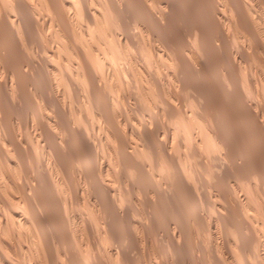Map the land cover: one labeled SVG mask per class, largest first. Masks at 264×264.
I'll use <instances>...</instances> for the list:
<instances>
[{
  "label": "bare ground",
  "instance_id": "obj_1",
  "mask_svg": "<svg viewBox=\"0 0 264 264\" xmlns=\"http://www.w3.org/2000/svg\"><path fill=\"white\" fill-rule=\"evenodd\" d=\"M115 1L116 0H102V1L101 0H95V1L94 0H0V116L2 115L1 116L2 118H0V206L2 207V211H3V214L0 215V229H1L0 230V250H2V251H0V264H24L25 261L28 260V259H26L27 253L28 254L29 253H32V249L35 250L36 255H37V257L34 259L35 260V262H34L35 264H130V262L133 263V261H130V259L128 258V256H126V251L123 248L125 243L123 241H121L122 239L120 240V237H118V235H116L114 231L113 232L111 231V227H112L111 225H114L115 224L114 222L116 221L115 220L114 222H112L115 219V218H113L114 217V214L116 212H118L116 210V208H118V210L121 211L122 208H123V204H124V194L122 193L123 192V189H122L123 187L121 188V185L118 182V181L124 180V179H121L120 180V178H121L120 176H122V175H120V173H121L120 169L121 170H123V169L120 168L119 171L117 169H114L115 171L113 170V174H112V167L111 166L113 165V167L115 166V168H116V166L120 167V164H122V163L124 164L125 161L128 158H130L131 155H133V152H137V153H140L142 155L145 154V149L148 148V141L149 140H147L146 137L143 136V133H145V134L147 133L148 134V131H151V129H152V126H151V125H153L152 123L155 122V124H157V120L152 121V118L149 117V118H146V120L144 119L145 120L144 122L143 121H139L138 122L137 120L134 119V117L132 118V116L131 117L129 116L128 118L126 117L124 119L122 117L123 114L121 116L119 114V112H118L119 105L120 104H123L122 102L120 103L118 101L120 98L117 99L118 96L116 97V93L117 92H118V95H119V85H118V83L121 84V82H122L121 80L123 78L121 79V76L120 75L124 74V70H125V74L124 75L126 77L130 75L131 76V78H130L131 81L134 80V79L136 81H138L139 79L140 80L143 79L146 82V80H147L148 83H149V85H150L149 89L151 91L150 94H152L151 95V98H152V101H154V104H155L154 108L155 109H160L161 113L158 112V114H161V115H165L166 114L167 115V105L170 106V104H174V102L172 103V101H175V100H172L173 98H169V100L167 101V98H168L167 95L170 94V93L167 94V84H166V82H164L163 77L160 75V73H159L160 71H158L159 68H158L157 72H156L155 69H154L155 71L153 70V72H152V70L150 69L151 68L150 66L153 64V62L150 61V60L152 59L151 57H153V55L156 54L157 57L156 58L153 57V59L154 58H155V60L157 58H158V60L161 59L160 61H162L163 65H165V64H167L166 63L167 62V58H169V59H174V58H170V56H172L173 54L172 55L171 54L169 55L170 52L167 54V52H166L165 49H163V51H161L159 48H156L158 50L155 51V49L150 46L151 43L148 42L147 44H145V46H147V45L149 46V49H150L149 57H148V59L145 58V61H143V62H145V64H143L142 61H140V63H142L145 66L141 65V67H139L140 65L139 66H137V65H138V62H139V59L140 58L138 59L137 56L135 58V56H133L134 54L130 53L131 51H130V47L129 46L131 45V42H129L130 43L129 44L128 43V39L129 38L128 37H125L124 39H122V38L117 39L118 45L120 46V50H121V54L119 55V61L118 62L120 64V60H122V59L125 60L126 59L127 60L126 61V64H128V65L125 68H123V65L124 64L122 65V67L115 66V63L116 64L118 63L117 60H115V57H116V56H114L115 55L114 54L115 52L112 53V51L110 50V48L107 47V44L106 43H102V40H103L102 37H104L105 39L108 38V37H110V38H114L115 37V35L113 34V31L110 29L111 27L109 28V26H108L109 19L107 17V15L110 14V13L107 12V10H109V6H110L109 3H111V5L113 3H116V2L119 3V1H116V2ZM129 1H131V0H129ZM129 1H128V3H129ZM137 1L144 3L145 4V9L148 12H150V13L152 12L153 14H154V10L156 9V5H157V10L160 9V11L163 12V11H166L167 10L168 4H169L167 0H137ZM121 2H122V0H121ZM125 3H124V5H125ZM128 3H126V4H128ZM172 3H174V2H172ZM144 4H141V5H144ZM119 6H121V5H118V7L116 5L115 7H117V9H118ZM138 6H139V4H138ZM217 6H218V9H217L218 11L216 10L215 13L218 14L217 18L220 21L219 22L220 23L219 25H222L221 26L222 27L221 29H223V31L220 32V33H223L225 35L227 34L229 36V31H230V29H232L231 27H233V29H232L233 30V33H235L234 31H236V33H241V34L243 33L244 36L247 33V35H249L248 38L250 39V42H253L254 44H256L257 47H259V49H261V50L263 49L264 50V0H219ZM128 7H129V5H128ZM111 8H113L111 10L113 11V13H115L114 10H116V9H114V7H111ZM180 8H181V6H180ZM123 9H124V6H123ZM112 11H110V12H112ZM119 11H117V12H119ZM147 11L145 12V14L148 13ZM201 11H202V9H201ZM122 16H124V15H122ZM171 16H169V17H171ZM166 17H167V15H166ZM166 17H164V18H166ZM169 17H168V20L169 19L171 20V18H169ZM117 18L119 20H121L119 17H117ZM125 18H126V16H125ZM113 19H116V18L113 17ZM112 20L110 18V21H112ZM156 20H157V18H156ZM173 20H175V19H173ZM177 20H179V19H177ZM29 22H31V24H33L32 30L35 27L36 30L38 29L41 32V34H43V35L46 34V41H47V39L49 41V42L47 41L44 44V46H47L48 47V49L44 52L45 54L42 55L41 52H38V53H41V56H40L41 58H39V56L37 55L38 58H39V64H41L40 65L41 66V69L43 67L42 73L44 72L43 74L46 75V77H44V75H43V77L44 78H47V80H45V79L44 80L45 81H49L47 83H50V84H47L46 85L47 88L50 86L51 89H53V90L55 89L56 90L57 87H59V85L61 83L62 84L65 83L67 86L69 84L70 86H72L76 90L77 89H81L82 91L85 90V92H86V95L85 96H87V101L86 102H88L87 106L89 105V107L92 108V109H90L88 107L89 108V111L90 110L93 111V109H94L97 112V115L95 116V118L97 117V119L99 120V130L100 131H99V134L97 133V135H94V134H91L90 133L91 131H89L90 129L88 128L90 124H88V125L83 124V126H79V127L77 126L78 129H80V131L83 132L84 134H87L88 139H91L93 141V143H94V151L91 152L89 150L90 151V152L88 151L89 154L92 155V153H93V156L95 155V157H97V158H93L94 160L95 159H99V161H98L99 164H97L98 167H99V168L97 167L98 170L96 169L97 171L95 172V170L93 169V172L92 173L90 172L91 175L89 174L90 176L88 175V173H86L88 175V177H87L88 180L86 181L87 183H85V185L87 184L86 185L87 186V188H86L87 196L81 190L82 195L84 193L86 197H89L87 199H89L88 200L89 201L88 204H89V206H91L90 208H92L91 209V211H92L91 212L92 213L91 214L92 215V218L91 219L90 218H82L83 215L81 216V214H76L74 212L73 208H72V204L74 205V203L72 202V204H71V201L67 200L68 199L67 197H65L64 202H62L63 200L61 201V199H58L62 203L65 204L64 207H65V211H66V215L64 216V218L61 219V215L60 216L58 215L59 216L58 219H61V221L59 220V225L61 226V228L63 230L62 231L60 229L59 232H62V233H59V234L58 233L55 234L54 232L53 233L49 232V230L52 231L51 229H54V228H57V227L50 228V225L45 224V222L47 221V218L43 217L42 209H44V208L47 209L50 206L48 207V204L47 203L45 204V202H44L45 200L44 201L42 200L44 202L42 204L40 203V201H39V204L38 205H37V203H35V198H36V195L35 194L41 192L43 189H41L39 192L35 193V191H37V188L39 186L36 187L35 186V183L33 185V184H31L29 182V180L30 181L31 180L32 181H35V180L33 179V175H29V173H28L29 170L26 169V164H27L26 162L27 161L26 162L24 161V156H23L24 155V152H23V149L26 147V144H27L26 139H27V137H29V140H28V141H30L29 143L30 144L32 143L30 145V147L33 148L35 146L37 148L38 146H41V148L43 150L47 149V151H48V153L50 155L49 157L51 158V161L53 163V164L52 163L51 164L53 166H56L55 169H57L58 175H61L60 176L61 178L56 177L55 173L52 171L53 169H51L52 165H51V167H49V165H48L49 163L48 164L47 163L45 164L46 167H47V168L44 167L47 170V171L46 170L45 171L47 173H49V176L51 177L50 179L52 180V184H53L52 188H53V191L55 189L58 190V191H60V190H62V188H65V186H67V183L71 181V179L74 177V175H76V174H73V175H71L73 177L70 178V173L68 171V166L66 167L63 164V162H65L66 160H63V162H62V160L60 158L61 157V154H59L60 149L63 148V146L65 145V143L63 142L65 140L63 138L67 137V136H65V137H62L61 138V135L63 136L64 133H66V132L68 133L69 131H67V130L70 127V126H68V128H66L64 126V125H66L68 123V122H66V124H65L64 121L66 120V118H63L64 116L62 117V114L65 111H62L61 110V111L58 112L57 107H58V104H60L58 102L60 98L55 99V97H54L53 100L51 99L52 100L51 101L49 99V97H48V99L51 102L52 107L55 109V112L59 113V116H58L59 118L58 117H57L58 119L57 118L56 119L54 118V121H52V119H51L52 118V114H50L48 112V110H46V108H44V107L41 108L40 107V104H39L40 111L41 112L47 111L48 113H46V112L44 113L43 112L44 114H42V116L39 118L38 122H37V119H36L35 123L36 122L37 123L35 125H36V131L37 132L35 133V131H34L35 129L33 130L34 132L32 130L31 131L28 130L30 132H27L29 136H27L26 139H24L21 136V134L18 133L20 131H19V129H16V126L14 125L16 123H13V122L11 123L9 119L7 120V115L9 113L7 112L6 106L8 104H10V102H12L11 104H14V102L16 101L15 99H18L19 100L23 96V95H21L22 94L21 91L23 92L22 89H25L24 87L27 84V83L25 84V80L26 79L23 80V77L25 75H27V74L29 76V75H31V73H34L35 70L37 69V67L39 66L38 63H37L38 65L36 64V62H38V61H35V59L32 58L33 55L31 57L28 56V59L29 58L30 59L28 61H26L28 63V66H27L25 63H21V61H20V63H17V64L15 63V64L12 65L9 62V60H8L9 58H7V55L8 54L7 55L5 54V52H7V47L9 48L8 45L10 44L9 43V40H8L9 38L7 36H9V34H11V33H12L11 36H15L14 38L16 40H14V41H17V43L19 45V47L17 49H19V50L22 49V50H24L27 53L30 51L29 48H32V45H29L28 38H30V35H31L30 33L32 31H31V28H29ZM190 22L191 23L192 22L194 23V21H190ZM188 25H189V22H188ZM153 28H156V27H153ZM159 28H161V27H159ZM210 31H211V29H210ZM133 32H134V30H133ZM159 32H157V33H159ZM34 33H36V32H34ZM140 34H143V32H141ZM36 35L38 36V34H36ZM168 35H169V33H168ZM173 35H175V33ZM204 35H206V34H204ZM34 36H35V34L33 35V40H34L33 42L36 44V40H35L36 39V36H35V38H34ZM146 36H148V35H146ZM160 36H162V34ZM182 36H184V35H182ZM193 36H194V34H193ZM129 37H131V36H129ZM222 37L224 38V36H222ZM42 38L43 37L41 36V40H38V42L39 41H43ZM164 38H166V37L164 36ZM164 38H163V40H164ZM174 39H176V38H174ZM229 39L227 41H229ZM225 41H226V39H225ZM34 43H32V41H31V44H34ZM40 43L42 44L43 42H40ZM40 43H38V44L41 45ZM38 44H36V45H38ZM50 44H51V46H50ZM252 44H251V46H252ZM11 46H13V45H11ZM40 47H39V49H40ZM192 48H193V46H192ZM11 49H13V48H11ZM32 49H34V48H32ZM39 49H37V50L39 51ZM172 49H174V48L172 47ZM184 49H181V51H183ZM33 51L34 50H31L32 53H33ZM41 51L43 52V49L42 48H41ZM172 51H171V53H172ZM191 51H192V49H191ZM154 52H155V54H152ZM233 52H234V50H233ZM173 53H174V51H173ZM19 54H20V52H19ZM63 54H67V55L70 54L69 56L73 55L71 57H76L75 58L77 60L76 61V64H77V67L76 68L78 70L77 73H73L75 71L70 70L68 68V67H70L72 65L68 64V62L65 63V60L63 61V59L61 58V55H63ZM182 54L180 53V56H177L178 59L182 56ZM190 54L193 55L192 58L194 60L195 59L198 60L201 57V54L202 53L200 51H197L195 49V50H193V52H190ZM245 54H246V51L243 48L236 50V52L234 53V56H235L234 57V60L239 65V69L242 70L241 72L244 75L243 76V84H242L243 86L240 87L241 86L240 85L239 88H237L238 90L236 89L238 91V96H239V97H236V98H237V100L242 101L243 104H246L247 105V113L245 112L246 115L242 114V117H240L237 122L234 121L235 120L234 119L235 117H233L234 120L232 118L228 117V118H230L232 120L230 122L229 119H228L227 124H225V125H227L226 126V129L227 130L226 129L225 130L226 131H229V133H231L232 131L230 132V130L231 129L234 130V127L236 125L237 128H239L238 126H240V129L241 130L244 129L243 132H245L248 129L249 123H250V121H249V115H250V117H252V119L254 118V120H256V123H257L256 124V127H254V125H253V129L256 128V134H255L256 136L254 135L255 132L253 133L251 131L252 127H250L251 129L249 128V130H250V132H249L250 133V136H253L254 135L252 141H253L254 147H255V148H253L252 145H250L251 146V149H254V150L251 151V154L249 156H252L253 155V157H256V159H257V161L255 162V164L253 166V169H249L252 166L249 167V164H250L251 160L248 161L252 157L251 158H247L245 152L244 153H241L243 151L240 149V147L234 148L233 147V143H232V145H230L231 144L230 143L231 142L230 141L231 138L228 135H226L228 132H226V134H224V132L223 133L222 132H219L221 130L220 129L219 131L216 130L215 133H214V135H210V133L208 132L209 129L207 130L206 126L205 125H202V123L200 122V120L198 119V117H196L197 115L195 113H198L197 112V109L194 107V109L196 110V112H194L193 110L192 111L191 110H186V109L184 110L183 108L186 107V105H183L184 106L183 108H181L182 107V105H181V107H179V108L183 109L184 111H182L183 114L180 115V116H181L182 119H185V131H184V133L187 134V137H186V140L183 139V140L180 141L178 139L179 142H177V144H175L176 145V152H177L176 156L179 154L178 161L174 157L173 153H171V151H168L170 149L172 150V148H169V144L167 143V135L165 137V140H163V138H161L160 136L159 137L161 138L160 141L161 140L164 141V145L161 146V147H163V149H162L163 158L167 161V152H168L169 155H170L169 156V159H170L169 162L171 164V165L169 164L170 165L169 167L174 172V175L173 174L172 175L173 176H176L180 180V182H183V185L181 184L180 185V188H179V186H177V187H174L173 186V187H168V188L166 187V188L161 189V187L163 186L162 185L158 189V187L157 188L155 187L156 185L154 187L151 186V185H149L147 187V185L145 184L146 187L144 186L142 188V190H141V193H142V195H143V197L145 199V201H144V199H143V201H144V203H145V205L147 207L150 206L152 203L154 204V202L156 201V199L157 200L162 199L163 197L162 198H160V197L164 193H165V195H169V196H172V197H175L176 195L180 196V194L183 195V197H181V198H184L185 201H186V204L184 205L185 206L184 210L185 211L187 210L188 213L190 212L191 209L193 210L192 212L189 213V216H188L189 219H190V221H192L194 223V225L197 226V229L198 230L199 229H202V231L204 232V234L202 236L199 235V236L195 237V244H196L195 245L196 246L195 248L197 249V252H196L197 253L196 254L197 256H196V258H194V260L196 259L197 264H200V263L202 264L203 262H205V263L208 262V264H264V100H262V97L264 96V94L262 93V95H261L262 97L260 96L261 97L260 98L256 94L257 91L255 92V90H256L255 89L256 88V84H255L256 83V79H255V76L252 73H250L251 70L246 71V67H245L246 66L245 65V57H244ZM249 54H250V52H249ZM10 55H12V54H10ZM188 55L189 54H187L185 57H187ZM18 56L19 55H17V57ZM65 56L63 58H65ZM231 57L232 56H230V58ZM255 57L257 58V56H255ZM23 58H21V59H23ZM38 58H36V59H38ZM247 58H249V57H247ZM14 59H17V58H14ZM175 59H176V57H175ZM181 59H182L181 62L183 63V57L180 58V60ZM25 60H27V59H25ZM109 60L113 61L114 64L113 65H110ZM180 60H178V61H180ZM261 60H262V58H261ZM261 60H259V61L261 62ZM178 61H177V59L175 60V66H174L173 63L170 62L176 68V69H174V67L171 65L173 67V70H176L177 71V70L180 69L179 67H181L180 65L182 63L180 64V62H179V64H180L179 65L178 64ZM195 62H197V61H195ZM96 63L101 66L102 74L105 75L104 77H106V79H104V80H107L108 79L107 80V83L104 82L105 83L104 85H105V87H107L109 89V93L107 92V89L105 87H104V89L102 88L103 87L102 86L103 84H101V82H102L101 81V77H99V75L97 74L98 72H97V69H96V66H95ZM162 63L160 65L159 64H156V66L159 65L161 67L162 66ZM154 64H155V62H154ZM107 65H109V66H107ZM74 66H76V65L74 64ZM261 67H263V66H261ZM261 67H260V69H261ZM73 69H75V67ZM166 69H167V67H166ZM181 70H183V69H181ZM176 71H174V74L176 73ZM197 73H199V72H197ZM176 75H177V73H176ZM178 75L180 76V74H178ZM255 75H256V73H255ZM113 76H114V78L115 77H118V79L115 78V80H117L116 83H114V81H113L114 80L113 79ZM137 76H138L139 79L137 78ZM166 76H167V74H166ZM172 76H174V75L172 74ZM202 76L204 77L205 74L202 75ZM110 77L112 78L111 80H110ZM132 77L134 79H132ZM198 78H200V77L198 76ZM174 80H176V79H174ZM27 81H28V78H27ZM136 81H134V82H136ZM178 81H179V79H178ZM225 81H226V79H225ZM145 82L143 81V84ZM43 84H45V83H43ZM81 84H83V85H81ZM137 84H138V82H137ZM133 85H135V84H133ZM31 86H33L32 88H34L35 87V83H34V85H31ZM228 86H231L230 83H229ZM61 87L62 86L60 85L59 88H61ZM141 87H143V86H141ZM29 88H31V87H29ZM210 88H208V89H210ZM235 88L236 87H234V89ZM51 89H49V90H51ZM99 89H102L103 91L105 90L107 93L106 92L101 93V92H99ZM227 89H228V87H227ZM27 90H29V89H27ZM36 90H34V91H36ZM62 90H64V89H62ZM258 91H260V90H258ZM25 92H26V89H25ZM25 92H23V93H25ZM37 92H38V90H37ZM37 92L35 93V95L37 94ZM50 92L48 91L46 94H48ZM72 92H73V90H72ZM85 92H83V94ZM148 92H149V90H148ZM263 92H264V90H263ZM29 93L31 94V92H29ZM29 93H27L26 96H28ZM56 93H57V91H56ZM60 93H63V91L60 92ZM74 93L75 92H73V94ZM228 93H230V91ZM234 93H237V92H234ZM53 94H55V93H53ZM66 94L67 93H65V95ZM77 94H78V91H77ZM96 94H98V96H96ZM127 94H128V92H127ZM173 94H174V92H173ZM221 94H222V92H221ZM56 95H58V93ZM136 95H140V94H136ZM36 96H38V95H36ZM43 96L45 98V95L44 94H43ZM52 96L53 95H51L50 98H52ZM31 97H33V96H31ZM99 97H101L103 103L101 101L99 102V100H97V99H99ZM147 97L149 98V96H147ZM56 98H57V96H56ZM73 98H74V96H73ZM75 98H76V96H75ZM187 98H188V96H187ZM229 98H231V97H229ZM22 99L23 100H21V101H23L25 103L27 102V101H24L25 99L27 100V97L25 99L24 98H22ZM54 99H55V101H54ZM78 99L81 101L83 98L82 99L78 98ZM216 99H218V98H216ZM219 99H221V98H219ZM35 100H33V101H35ZM45 100H47V99H45ZM63 100L64 99H62V101ZM170 100H172V101H170ZM177 100H178V98H177ZM29 101H31V100L29 99ZM29 101H28V103H29ZM121 101H123V100H121ZM142 101H143V99H142ZM228 101H230V99ZM18 102H20V101H18ZM50 102H48V103H50ZM155 102H157L159 105H157ZM35 103H36V101H35ZM65 103H66V100H65ZM229 103H231V102H229ZM30 104H33L34 105L33 102H31ZM125 104H126V102H125ZM232 104L233 103H231V106H228V107H227V104H226V106H224V107H227L229 109V110L228 109L226 110V108H224V111L225 110L227 111L226 114H229V113L232 114V112L235 111V106H234V104L233 105ZM243 104H242V106H243ZM21 105H23V103ZM51 105H49V106H51ZM60 105L62 107L63 104L61 103ZM44 106H45V104H44ZM67 106H68V104H67ZM84 107H86V104H85ZM130 107H132V106H130ZM74 108L71 107V109H74ZM174 108H176V107H174ZM189 108L192 109L191 108V105L189 106ZM237 108L238 107H236V109ZM15 109H17V107ZM20 109L18 108V111ZM25 109H28V108H25ZM43 109H45V110H43ZM62 109L67 111V109H65L64 107H62ZM221 109H222V107H221ZM221 109L220 110L218 109L217 111H219V112L223 111ZM240 109H241V107H240ZM244 109H245V107H244ZM32 110H34V109H32ZM75 111L78 112L77 109ZM125 111L126 110H124V112ZM32 112H34V111H32ZM52 112H54L53 109H52ZM61 112H63V113L60 114ZM124 112H122V113H124ZM175 112H176V110H175ZM199 112H200V110H199ZM235 112H236L237 115H239L240 110H236ZM16 113H17V110H16ZM22 113H23V111H22ZM79 113H80V110H79ZM82 113H83V110H82ZM93 113H94V111H93ZM156 113L154 112V114H156ZM20 114L21 113H19L17 116H19ZM32 114L34 115V113H31V115ZM224 114L225 113L222 114V118H224L223 117ZM24 115L26 116L28 114H24ZM29 115H28V117H30ZM54 115H55V113H54ZM66 115H67V112H66ZM71 115L72 114L70 113V116L69 117H71ZM81 115H84V114H81ZM86 115H88V114L86 113ZM237 115L234 114V116H237ZM25 116H23V117L20 116V117L23 119ZM157 116H159V115H157ZM202 116L203 115H201L199 117H202ZM14 117H16V116H14ZM20 117H19V119H20ZM53 117H55V116H53ZM209 117H212V116H209ZM214 117H217L216 116V113H215V116ZM214 117H212V118L214 119ZM225 117H226V115H225ZM71 118H73V117H71ZM83 118L84 117H82V119ZM78 119H79V117H78ZM86 119H88V117ZM236 119H237V117H236ZM70 120H72V119H70ZM218 120H219V118H218ZM254 120L252 122H254ZM6 121H8V122H6ZM18 121L20 122V120H18ZM30 121H29V123H30ZM215 121H217V120H215ZM70 122H72V121H70ZM160 122H162V121H160ZM23 123H25V122H23ZM27 123L28 122L26 120V124ZM86 123H88V122H86ZM91 123H94V122H91ZM203 123L206 124V122H203ZM214 123H216V122H214ZM32 124H31L30 127L33 129ZM218 124L220 125L219 122H218ZM252 124L250 123L251 126H252ZM21 125H20V127H21ZM73 125H75L74 122H73ZM30 127H27V128H30ZM71 127H73V126H71ZM96 127H97V125H96ZM207 127H209V126H207ZM211 127H215V125L213 124V126H212V123H211ZM22 129H20V130H22ZM70 129H72V128H70ZM215 129L216 128H214V130ZM74 130L75 129H73L71 131H74ZM92 130H94L93 127H92ZM71 131H70V134L72 133ZM195 131L198 132V134L195 133V135L197 134V136H193V132H195ZM101 132H103V133H101ZM151 132H153V131H151ZM251 132L253 133V135H251L252 134ZM163 134H164V132H163ZM166 134H167V132H166ZM22 135H23V133H22ZM64 135H67V134H64ZM242 135H245V134L243 133ZM182 136H183V134H182ZM245 136H247V134ZM245 136H244V138L246 139ZM79 138H81V137H79ZM183 138H184V136H183ZM60 139H62L63 141H61ZM75 139H76V137H75ZM88 139L87 140L85 139V140L88 141ZM250 139H251V137H248V140L249 141H250ZM80 140H81L80 143L83 144L84 140L83 141H82V139H80ZM34 141H36V144L38 146L34 143ZM71 141H72V139H71ZM246 142L249 143L247 140H246ZM190 143H192L194 145V146L192 145L193 146L192 149L195 151L194 152L195 156L193 154L191 156H192V158H195V160H196V156H199L198 158H200V154H201L200 151H205L207 154L213 152V155H214L213 158L215 159V160H213V162L214 161L217 162V168H215L216 166L213 167V168L216 169V173L215 174L213 173V175L215 177H218V179H220V178L223 179V176L225 175V173H228L229 172L228 173L229 175H227V180L226 181L221 179L218 182H216V184H214L212 182L213 183L212 184V187L210 186L211 187V191H209V192L204 191L206 189V187H205V189L203 187V183L202 182H203L204 179H201V177H203V176H201L200 173H199V171H198V167H197V163H196L197 161L194 164L195 166L193 165L194 168H192V164H190L191 166H189V164H186L185 162H183V159H185V158L182 156V151L181 150H182V148L183 149L184 148H187V146L190 145ZM82 144L79 147H81ZM86 144L84 142L83 145H86ZM237 145H238V143H237ZM240 145H241V143H240ZM89 146L87 145V147H89ZM151 146H149V147L151 148ZM157 146H159V145H157ZM171 146H173V145L171 144ZM66 147H68V146H66ZM71 147H73V146H71ZM87 147L84 148V149H87L88 150ZM203 147H205V148H203ZM38 148H40V147H38ZM76 148H77V146H76ZM241 148H244L245 149V146L243 145V147H241ZM42 149H40V150H42ZM81 149H83V148L81 147ZM239 149L241 150V152H239ZM247 149H249V148H246L245 150L247 151ZM251 149H249V151ZM63 150H64V148H63ZM87 150H86L85 154H84V151L85 150L82 151V153L84 154V157H85V155L88 154ZM31 151H33V150L31 149ZM61 151H62V149H61ZM78 151H79V149H78ZM146 151H147V149H146ZM249 151H247V155L249 154L248 153ZM191 152H193V151L191 150ZM27 153H28V151L26 152V157H28ZM44 153H46V152L44 151ZM79 153H80V151H79ZM151 154H149V155L147 154L148 155L147 158H149L148 165L150 167H155L156 166L155 165V161H153L152 157L150 156ZM31 155H33V154H31ZM39 155H40V153H39ZM105 155H108L110 157V161H111L110 163L108 162L109 164H107V165L104 164V156ZM201 155H203V154H201ZM93 156H91L90 158H92ZM40 157H41V155L38 157V159ZM84 157L81 160H82V162L85 161V164H86V160L84 159ZM87 157H89V155ZM131 157H134V156H131ZM34 158H36V157L34 156ZM70 158H68V159L70 161H72L73 158H72V160ZM188 158H190V157H188ZM198 158H197V160H199ZM28 159H30V158H28ZM38 159H36V160H38ZM74 159H76V158H74ZM51 161H49V162H51ZM89 161H90V159H89ZM89 161L87 162V166H84L83 167V170L84 171H87L88 170V168H87L88 167V164H89V167H92V166H90V163L92 164L93 162H91V161L89 162ZM128 161H131L132 162V160H130V159ZM95 162H96V160H95ZM95 162H94V164H95ZM188 162L189 161H187V163ZM215 162H214V164H215ZM68 163H69V161H68ZM133 163H136V162L133 161ZM65 164H67V163H65ZM128 164H131V163L128 162ZM137 164H138V162H137ZM14 165H18V166L21 165V167H22V169H23L22 170L23 171V177H24V182L23 183L22 182H16L14 180V177L12 178V175L13 174L11 175V169H12V167H14ZM38 165H39V163H38ZM71 165L72 164H70L69 166H71ZM74 165H76V164H74ZM74 165H73V167H74ZM132 165H134V164H132ZM251 165H252V162H251ZM4 166H6L7 168L4 167ZM30 166H31V168L33 167V165H30ZM35 166H37V165H35ZM39 166H37V167H39ZM42 166L43 165H41V167ZM78 166H80V165L78 164ZM138 166H139V164H138ZM167 166L168 165L161 166L159 168V171L162 172L164 169H168ZM21 167H20V169H21ZM4 168H6V169H4ZM28 168H30V167H28ZM34 168L36 169V167H33L32 170ZM155 168H157V167H155ZM38 169H36V171ZM89 169H90V171L92 170L91 168H89ZM134 169H135V167H134ZM32 170H30V173H31ZM69 170L71 171V169H69ZM136 170H138V169H136ZM17 171H19V167H18V170H16L15 172H17ZM22 171L20 170V172H22ZM40 171L41 170L39 169L38 173ZM42 171H43V169H42ZM139 171H141V169ZM34 172H35V170H34ZM132 172L134 173V170ZM38 173H35V174H38ZM142 173L144 174V172H142ZM153 173H154V171H153ZM159 173H157V174L159 175ZM222 173H224V175H221ZM112 175H115L116 176L117 181H116L115 178L114 179H115L116 182L119 183V185L118 184H116V185L114 184L115 182H114V179H113V176ZM82 176H84V175L82 174ZM108 177H110V178H108ZM161 177H162V175H161ZM18 178H20V176H18ZM38 178H39V176H38ZM41 178H43V177H41ZM106 178H107V180H106ZM43 179H45V178H43ZM84 180H86V179L84 178ZM139 180H140V178H139ZM39 181H41V180H39ZM79 181H81V180H79ZM161 181H162V179H161ZM216 181H217V179H216ZM35 182H37V181H35ZM43 182L44 181H42V183ZM72 182H70V183H72ZM122 182H124V181H122ZM162 182H164V180ZM151 183H152V181H151ZM158 183H159V181H158ZM75 184H78V183L75 182ZM80 184H82V183H80ZM80 184H78V185H80ZM43 185L44 184H42V186ZM45 185H47V184H45ZM45 185H44V187H46ZM73 186L75 187L76 185L73 184ZM41 187H39V189ZM70 187H72V185ZM78 187H77L76 190H78ZM68 188H69V184H68ZM70 189L71 188H69L68 190L70 191ZM72 190H71L70 193H72ZM53 191H50V192H53ZM66 191L67 190L65 189L64 192H66ZM74 191H75V189H74ZM43 192H46V190L43 191ZM204 192H207L209 194H206ZM54 193L56 194V192H54ZM43 195H44V193H43ZM57 195H56V198L59 197V195L58 196ZM65 195H66V193H65ZM65 195H63V196H65ZM67 196H68V193H67ZM48 197H49V195H48ZM71 197H72L71 199L69 198L70 200L73 199V196H71ZM16 198L18 200H16ZM42 198H44V197H42ZM48 199L50 200V197ZM53 199L57 202V200L55 198H53ZM49 200L46 201V202H49ZM76 200H77V198H76ZM187 201H188V203H187ZM21 203H23L24 205L22 206ZM52 203H53V201H52ZM60 203H58V204H60ZM77 203H78V201H77ZM51 205H53V204H51ZM79 205H80V203H79ZM109 206L112 209L111 208L110 209H107V208H109ZM55 207H57V206H55ZM64 207H62V208L64 209ZM131 207H133V206H131ZM161 207H162V205H161ZM191 207H194V209L191 208ZM166 208H167V206H166ZM198 208L201 209V211H205V213H208V212H206V210L209 211L210 212V215L209 214L206 215V214H204V212H202L203 214H199ZM48 210H50V208ZM53 211L55 212L56 210H53ZM59 211H60V209H59ZM135 211H137V210H135ZM49 212H52V210L49 211ZM49 212H47V213L49 214ZM47 213H45V214H47ZM57 213H58V210H57ZM63 213L64 212H61V214H63ZM51 214L53 215L54 213H51ZM121 214H122V212H121ZM154 215H155V213H154ZM156 215H158V214H156ZM167 215H168V213H167ZM110 217H112V218H110ZM48 218L50 219V217H48ZM127 219H128V217H127ZM52 220H54V219H52ZM188 220H187V222H188ZM51 221H49V223ZM116 222H120V221L117 220ZM161 224L162 223H160V225ZM45 225L49 226V227H46L49 230L45 228ZM132 226L133 227H136L133 222H132ZM188 226H190V225H188ZM114 229H117L116 225H115ZM191 229L192 228H190V230ZM57 230H59V229H57ZM133 230L136 231L137 229H133ZM172 230H173V233L171 234V236H169V237H171V239H170L171 240V244L169 242L168 243H169L170 248H171V250H170V254H171V257H172L171 260H172V263L175 264V261L179 258L178 255H177L178 258H176V254H178V251L180 252L182 249H184V248H182V246H183L182 245V240L184 242V239L186 238V235H187V230L185 229V226H181V225H178V224H177V226L175 225ZM118 231H120V230H118ZM206 231L209 232V233L208 232L207 233L211 237V242H208L205 239V233H206ZM123 232H125V231H123ZM121 234H123V233L121 232ZM129 234L132 235V237H135L137 239V241L140 240L139 234H141V240L142 241L141 240L140 241L142 242V244L145 247L147 246L146 249L148 250V253H150V251L152 250V245L153 244L151 245V240H152V239L150 240L151 234L148 231H147V234H146L145 228H142L140 230V233L139 232H136V233L135 232H130ZM133 235H135V236H133ZM146 235H147V238H146ZM89 236H92V237H96L97 236L100 239L101 245H102V250L103 251L101 252V249L99 250V248H98L97 253L96 254H93V256L91 255V256H87L85 258H82V255H81V257H77L75 254H73V251L74 250H72V246L75 245V244L78 245L83 237L85 239L86 238H90ZM97 237L95 239H97ZM132 237H131V240L134 239ZM95 239L93 240L94 242H95ZM126 239H128V238H126ZM186 239H188V238H186ZM160 240H162V239H160ZM87 241H89V239ZM132 241H134V240H132ZM136 243H135V245H136ZM184 243H186V241ZM139 245H141V244H139ZM87 246H88V248L90 247L91 250L94 248V247H92L93 245L92 244H89V243H88ZM165 246H166V244H165ZM97 247L98 246H96V248ZM73 248H75V246ZM178 248L180 250L177 251ZM11 252L12 253H18V254H20L19 257H21L20 258L21 260L19 261L16 258L13 261V259L15 258V256H13V254L11 255ZM82 252H83V250H82ZM155 252H156V250H155ZM172 252H173V254H172ZM75 253H77V252H75ZM83 253L85 254V250H84ZM180 254L181 253H179V256H181ZM11 256H13V257H11ZM31 256H32V254H30L28 257H31ZM186 257H189V256H186ZM34 260H32V261H34ZM182 260L184 261V258ZM178 261H179V263H178ZM26 262H29V261H26ZM146 263H147V261H146ZM177 263L178 264H181V261L178 259L177 260ZM184 263H186V262L184 261ZM194 263H195V261L192 264H194ZM25 264H27V263H25Z\"/></svg>",
  "mask_w": 264,
  "mask_h": 264
},
{
  "label": "rangeland",
  "instance_id": "obj_2",
  "mask_svg": "<svg viewBox=\"0 0 264 264\" xmlns=\"http://www.w3.org/2000/svg\"><path fill=\"white\" fill-rule=\"evenodd\" d=\"M95 1V0H94ZM102 1V0H101ZM116 1H119V3L118 2H116ZM115 2L116 3H113L112 5H111V3H109V10H107V12L108 13H110V14H108L107 15V17H108V19H109V24H108V26H109V28L113 31V34L115 35V37L114 38H110V37H108V38H104V37H102L103 38V40H102V43H106L107 44V47L108 48H110V50L112 51V53H114L115 55L114 56H116L115 57V60H117V62L119 61V55L121 54V50H120V46L118 45V41H117V39H120V38H122V39H124L125 37H128L129 39H128V43L129 42H131V45L129 46L130 47V53H132V54H134L133 56H135V58H136V56L138 57V59H139V62H138V65L137 66H139V67H141V65H143V64H145V62H143V61H145V58L146 59H148V57H149V53H150V49H149V46L147 45V46H145V44H147L148 42H150L151 44H150V46L152 47V48H154L155 49V51L156 50H158V49H156V48H159L161 51H163V49H165L166 50V52H167V54L169 53V55L171 54H173L172 56H170V58H174L175 59V57H176V59H177V61L178 60H180V58H182L183 57V63L181 62L182 61V59L180 60V61H178V64H179V62H180V66L181 67H179L180 69L179 70H173V67L175 66V60L174 59H169V58H167V64H165V65H163V63H162V61H160L161 59H159L158 60V58L155 60V58L157 57V55L155 54V52L154 53H152V54H155V55H153V57H155L154 59H153V57H151L150 59V61H152L153 62V64H154V62H155V64L153 65L152 63V65L150 66L151 68V70H152V72H153V70L155 69L156 70V72H157V70H158V68H159V70L158 71H160L159 73H160V75L163 77V79H164V82H166V84H167V94H169V95H167V101L169 100V98H173L172 100H175V101H172V100H170V101H172V103L174 102V104H170V106L169 105H167V115L165 114V115H161V114H158V112L159 113H161V111H160V109H155L154 108V106H155V104H154V101H152V98H151V95L152 94H150L151 93V91H150V89H149V87H150V85H149V83H148V81L146 80V82H145V80H143V79H139L138 78V76H137V78L139 79L138 81H136L133 77H132V79H134V80H132L131 81V76L129 75V76H125L124 74H125V70H124V74H122V75H120L121 76V84L120 83H118V85H119V95H118V92L116 93V97L118 96V98L117 99H119L118 101L121 103H123V104H120L119 105V107H118V112H119V114L122 116V114H123V118L125 119L126 117L128 118L129 116L131 117L132 116V118L134 117V119L135 120H137L138 122L139 121H145L146 120V118H152V121H155V120H157V124H155V122H153L152 124L153 125H151L152 126V129H151V131H153V132H151V131H148V134L146 133H143V136H145L146 137V139L147 140H149L148 141V148H146L147 149V151H146V149H145V154H140V153H137V152H133V155H131V156H134V157H131L130 156V158H128L126 161H125V163L122 165V164H120V167H118V166H116V168H115V166L113 167V165L111 166L112 167V174H113V170L114 169H117L118 171H119V169L120 168H122L123 170H121L120 169V171H121V173H120V175H122V176H120L121 178H120V180L121 179H124V180H122V181H124V182H122V181H118L119 183H120V185H121V188L123 189V194H124V204H123V208H122V210L120 211V210H118V208H116V210L118 211V212H116L115 214H114V217L113 218H115L112 222H114L115 220L117 221H120V222H114L115 224L114 225H111L112 227H111V231L113 232H115V234L116 235H118V237H120V240L121 241H123L125 244H124V249H125V251H126V256H128V258L130 259V261H133V263L132 262H130V264H171L172 263V260H171V254H170V250H171V248H170V245H169V243L171 244V237H169V236H171V234L173 233V228H174V226L176 225L177 226V224L178 225H181V226H185V229L187 230V235H186V238H188V239H184V242L186 241V243H184L183 242V240H182V248H184V249H182L180 252L178 251V250H180L179 248L177 249V251H178V254H176V258H178L180 261H181V264L183 263V264H192L194 261H195V263L194 264H197V262H196V259L194 260V258H196V252H197V249L195 248L196 246V244H195V237H197V236H199V235H203L204 234V232L202 231V229H197V226L196 225H194V223L192 222V221H190V219H189V213L190 212H192L193 210L191 209V208H193L194 209V207H191L190 209V212L188 213L187 212V210L185 211L184 210V208H185V204H186V201H185V199L184 198H181V197H183V195H181L180 194V196H178V195H174L175 197H172V196H169V195H165V193L164 194H162L161 195V197L160 198H162V199H159V200H157L156 199V201L154 202V204L152 203L150 206H146L145 205V203H144V201H145V199H144V197H143V195H142V193H141V190H142V188L145 186L146 187V185H147V187L149 186V185H151V186H155L156 188L158 187V189H159V187H161L162 185V187H161V189H163V188H168V187H177V186H179V188H180V185L182 184L183 185V182H180V180L176 177V176H173L174 175V172H173V170H171V168L169 167L171 164H170V159H169V153L167 152V161L163 158V153H162V149H163V147H161V146H163L164 145V141H160V139L161 138H163V140H165V137H166V135H167V143L169 144V148H172V150L170 149V150H168V151H171V153H173V155H174V157L176 158V160L178 161V159H179V154L176 156V154H177V152H176V145L175 144H177V142H179V140L181 141V140H183V139H185L186 140V137H187V134L186 133H184V131H185V119H182L181 118V116L180 115H182L183 114V112L182 111H184L185 109L186 110H193L194 112H196V110L194 109V107L197 109V112L198 113H195L197 116L196 117H198V119L200 120V122L202 123V125H205L206 126V128H207V130H208V132L210 133V135H214V133H215V131L217 130V131H219L220 129V131L219 132H224V134H226V132H228L226 135H228L230 138H231V144L230 145H232V143H233V147L234 148H237V147H240V149L243 151V152H241V150L239 149V152H241V153H244L245 152V154H246V157L247 158H251V159H249L248 161H250L251 160V162H252V165H251V162H250V164H249V167L250 166H252V167H250L249 169H253V166H254V164H255V162L257 161V159H256V157H253V155L252 156H249L250 154H251V151H253L254 149H251V146L250 145H252V147L253 148H255L254 147V143H253V141H252V139H253V136L256 134V128L255 129H253V125H254V127H256V120H254V118L252 119V117H250V115H249V121H250V123L252 124V126L250 125V123H249V127H248V129L245 131V132H243L244 131V129H240V126H238L239 128H237L236 127V125H235V127H234V130H230V132L231 133H229V131H226L227 129H226V126L227 125H225V124H227V122H228V119H229V121L231 122V120L233 119V117H235L233 120L234 121H238V119L240 118V117H242V114H244V115H246L245 114V112L247 113V105L246 104H243L242 103V101H240V100H237V98L236 97H239L238 96V89L237 88H239V86L240 87H242L243 85V73L241 72L242 70H240L239 69V65L237 64V62L234 60V53L236 52V50H238V49H241V48H243V49H245V51H246V54L244 55V57H245V67H246V71H248V70H251V72L250 73H252L254 76H255V79H256V90H255V92L257 91V95L260 97L261 95H262V93L264 94V92H263V90H264V50L262 51L261 49H259V47H257V45L256 44H254L253 42H250V39L248 38V36L249 35H247V33H246V35L244 36V34L242 35L241 33H236V31H234L235 33H233V27H231L232 29H230V31H229V36L227 35H225V34H223V33H220V32H222L223 31V29H221L222 27V25H219L220 23V21H219V19L217 18V16H218V14H216L215 13V11L218 9V6H217V4H218V2H219V0L217 1V0H167L168 1V7H167V12L166 11H163V12H161L160 11V9H158L157 10V5H156V9L154 10V14L151 12H148L146 9H145V4L144 3H142V2H138L137 0L135 1V0H131V1H129V0H122V2H121V0H116ZM128 1H129V3H128ZM134 1V2H133ZM210 1V2H209ZM126 2V3H128V4H126L125 3V5H124V3ZM172 2H174V3H172ZM205 2V3H204ZM172 3V4H171ZM187 3V4H186ZM193 3V4H192ZM215 3V4H214ZM117 5V7H118V5H121V6H119V8L117 9V7H115L116 5ZM123 4V5H122ZM138 4H139V6H138ZM141 4H144V5H141ZM128 5H129V7H128ZM123 6H124V9H123ZM172 6V7H171ZM177 6V7H176ZM180 6H181V8H180ZM111 7H114V9H116V10H114V12L115 13H113V11L111 10V9H113V8H111ZM140 7V8H139ZM184 7V8H183ZM188 7V8H187ZM174 8V9H173ZM201 9H202V11H201ZM120 10V11H119ZM128 10V11H127ZM135 10V11H134ZM144 10V11H143ZM148 12V13H146L145 14V12L146 11ZM110 11H112V12H110ZM117 11H119V12H117ZM133 11V12H132ZM174 11V12H173ZM177 11V12H176ZM206 11V12H205ZM210 11V12H209ZM218 11V10H217ZM120 15L121 13V15L119 16L117 13ZM179 12V13H178ZM203 12V13H202ZM113 13V14H112ZM164 13V14H163ZM167 13V14H166ZM169 13V14H168ZM182 13V14H181ZM208 13V14H207ZM116 16H115V15ZM114 15V16H113ZM122 15H124V16H122ZM135 15V16H134ZM151 15V16H150ZM158 15V16H157ZM166 15H167V17H166ZM172 15V16H171ZM180 15V16H179ZM112 16V17H111ZM125 16H126V18H125ZM128 16V17H127ZM138 16V17H137ZM155 18H154V17ZM169 16H171V17H169ZM210 18H208V17ZM113 17H115L116 19H113ZM117 17H119L121 20H119ZM123 17V18H122ZM152 17V18H151ZM164 17H166V18H164ZM168 17L169 18H171V20L169 19L168 20ZM195 17V18H194ZM110 18H111V20L112 21H110ZM156 18H157V20H156ZM208 18V19H207ZM218 20H217V19ZM145 19V20H144ZM147 19V20H146ZM152 19V20H151ZM173 19H175V20H173ZM177 19H179V20H177ZM200 19V20H199ZM150 21V22H149ZM162 21V22H161ZM165 21V22H164ZM169 21V22H168ZM190 21H194V23L192 22H190ZM197 21V22H196ZM199 21V22H198ZM113 22V23H112ZM118 22V23H117ZM130 22V23H129ZM141 22V23H140ZM168 22V23H167ZM188 22H189V25H188ZM201 22V23H200ZM117 23V24H116ZM134 23V24H133ZM143 23V24H142ZM151 23V24H150ZM208 25H207V24ZM127 24V25H126ZM131 24V25H130ZM137 24V25H136ZM156 24V25H155ZM160 24V25H159ZM173 24V25H172ZM215 24V25H214ZM167 25V26H166ZM171 27H170V26ZM176 25V26H175ZM188 25V26H187ZM131 26V27H130ZM133 26V27H132ZM146 26V27H145ZM151 26V27H150ZM166 26V27H165ZM173 26V27H172ZM206 26V27H205ZM138 27V28H137ZM153 27H156V28H153ZM159 27H161V28H159ZM164 29H163V28ZM29 28H31V35H30V38H28V43H29V45H32V48H34V49H32V48H29V52L27 53V52H25L24 50H19V49H17L18 47H19V45H18V43H17V41H14V40H16L14 37L15 36H11L12 35V33L11 34H9V36H7L9 39V48L7 47V52H5V54L7 55V58H9L8 60H9V62L13 65V64H17V63H20V61H21V63H25L27 66H28V63L26 62V61H28L29 59H28V56H32V58L33 59H35V61H38V62H36V64L38 63L39 64V58H41L40 56H41V53H42V55H44L45 53V51L48 49V47L47 46H44V44L48 41V39H47V41H46V34H41V32L37 29L36 30V28L34 27V29L32 30V28H33V24H31V22H29ZM147 28V29H146ZM159 28V29H158ZM205 28V29H204ZM123 29V30H122ZM173 29V30H172ZM185 29V30H184ZM210 29H211V31H210ZM217 29V30H216ZM35 30V31H34ZM133 30H134V32H133ZM146 30V31H145ZM151 30V31H150ZM157 30V31H156ZM170 30V31H169ZM216 30V31H215ZM148 31V32H147ZM156 31V32H155ZM160 31V32H159ZM165 31V32H164ZM34 32H36V33H34ZM132 32V33H131ZM141 32H143V34H140ZM157 32H159V33H157ZM173 32V33H172ZM33 33V34H32ZM40 33V34H39ZM151 33V34H150ZM168 33H169V35H168ZM175 33V35H173ZM35 34V36H36V44H38V43H40V42H43L41 45H36L33 41V35ZM36 34H38V36L36 35ZM124 34V35H123ZM127 34V35H126ZM133 34V35H132ZM137 34V35H136ZM162 34V36H160ZM165 34V35H164ZM190 34V35H189ZM193 34H194V36H193ZM202 34V35H201ZM204 34H206V35H204ZM231 34V35H230ZM235 34V35H234ZM43 37L42 38V40L43 41H39L38 42V40H41V36ZM126 35V36H125ZM146 35H148V36H146ZM166 37V38H164V36ZM171 35V36H170ZM180 35V36H179ZM182 35H184V36H182ZM233 35V36H232ZM35 36H34V38H35ZM40 36V37H39ZM129 36H131V37H129ZM170 36V37H169ZM199 36V37H198ZM216 36V37H215ZM222 36H224V38L222 37ZM236 36V37H235ZM247 36V37H246ZM117 37V38H116ZM134 37V38H133ZM162 37V38H161ZM179 37V38H178ZM197 37V38H196ZM13 38V39H12ZM32 38V39H31ZM40 38V39H39ZM151 38V39H150ZM163 38H164V40H163ZM174 38H176V39H174ZM178 38V39H177ZM230 38V39H229ZM133 39V40H132ZM150 39V40H149ZM157 39V40H156ZM225 39H226V41H225ZM229 39V41H227ZM235 39V40H234ZM132 40V41H131ZM149 40V41H148ZM13 41V42H12ZM31 41H32V43H34V44H31ZM197 41V42H196ZM243 41V42H242ZM245 41V42H244ZM38 42V43H37ZM49 42V41H48ZM163 42V43H162ZM218 44H217V43ZM14 43V44H13ZM157 43V44H156ZM161 43V44H160ZM214 43V44H213ZM231 43V44H230ZM234 43V44H233ZM250 43V44H249ZM253 43V44H252ZM16 44V45H15ZM130 44V43H129ZM136 46H135V45ZM160 44V45H159ZM170 44V45H169ZM197 44V45H196ZM205 44V45H204ZM251 44H252V46H251ZM11 45H13V46H11ZM35 45V46H34ZM113 45V46H112ZM117 45V46H116ZM134 45V46H133ZM154 45V46H153ZM165 45V46H164ZM195 45V46H194ZM235 45V46H234ZM254 45V46H253ZM41 46V47H40ZM45 48H44V47ZM50 46H51V44H50ZM115 46V47H114ZM157 46V47H156ZM171 46V47H170ZM192 46H193V48H192ZM203 46V47H202ZM219 46V47H218ZM221 46V47H220ZM232 46V47H231ZM244 46V47H243ZM247 46V47H246ZM30 47V46H29ZM39 47H40V49H39ZM47 47V48H46ZM112 47V48H111ZM172 47L174 48V49H172ZM186 47V48H185ZM190 47V48H189ZM11 48H13V49H11ZM15 48V49H14ZM39 49V51L37 50V49ZM41 48L43 49V52L41 51ZM185 48V49H184ZM189 48V49H188ZM250 48V49H249ZM11 49V50H10ZM149 49V50H148ZM181 49H184L183 51H181ZM191 49H192V51H191ZM197 50V51H200L202 54H201V57L198 59V60H194L192 57H193V55H191L190 54V52H193V50ZM200 49V50H199ZM221 49V50H220ZM252 49V50H251ZM31 50H34L33 51V53L31 52ZM37 50V51H36ZM115 50V51H114ZM174 51V53H173V51ZM190 50V51H189ZM223 50V51H222ZM229 50V51H228ZM233 50H234V52H233ZM259 50V51H258ZM171 51H172V53H171ZM181 51V52H180ZM189 51V52H188ZM228 51V52H227ZM254 51V52H253ZM19 52H20V54H19ZM25 52V53H24ZM35 52V53H34ZM38 52H41V53H38ZM185 54H184V53ZM188 52V53H187ZM233 52V53H232ZM249 52H250V54H249ZM259 52V53H258ZM31 53V54H30ZM72 53V52H71ZM176 53V54H175ZM180 53L182 54V56L178 59V57L177 56H180ZM252 53V54H251ZM10 54H12V55H10ZM15 56H14V55ZM30 54V55H29ZM179 54V55H178ZM187 54H189L187 57H185ZM229 54V55H228ZM257 54V55H256ZM10 55V56H9ZM17 55H19L18 57H17ZM36 55V56H35ZM39 56V58H38V56ZM66 55V56H65ZM70 55V54H69ZM69 55H67V54H63V55H61V58L63 59V61L65 60V63H67L68 62V64H70V65H72V66H70V67H68L70 70H73V71H75V72H73V73H77L78 72V70H77V64H76V57H71V56H73V55H71V56H69ZM184 55V56H183ZM27 56V57H26ZM65 56V58H63ZM175 56V57H174ZM229 56V57H228ZM230 56H232L231 58H230ZM254 56V57H253ZM255 56H257V58L255 57ZM24 57V58H23ZM67 57V58H66ZM189 57V58H188ZM191 57V58H190ZM247 57H249V58H247ZM252 57V58H251ZM12 58V59H11ZM14 58H17V59H14ZM21 58H23V59H21ZM36 58H38V59H36ZM256 58V59H255ZM261 58H262V60H261ZM11 59V60H10ZM14 59V60H13ZM25 59H27V60H25ZM215 59V60H214ZM227 61H226V60ZM18 60V61H17ZM172 60V61H171ZM250 60V61H249ZM259 60H261V62L259 61ZM16 61V62H15ZM73 61V62H72ZM126 59L125 60H120V64H119V62L116 64L115 63V66H118V67H122V65H123V68H125V67H127V65L128 64H126ZM140 61H142V63H140ZM158 61V62H157ZM174 61V62H173ZM195 61H197V62H195ZM249 61V62H248ZM263 61V62H262ZM14 62V63H13ZM72 62V63H71ZM162 63V66L164 67H160L159 65ZM173 63L174 64V66H173V64H171V63ZM220 62V63H219ZM257 62V63H256ZM64 63V64H65ZM109 63H110V65H113L114 63H113V61H111V60H109ZM108 63V64H109ZM140 63V64H139ZM37 64V65H38ZM74 64L76 65V66H74ZM120 66H119V65ZM156 64H159V65H157L156 66ZM193 64V65H192ZM198 64V65H197ZM205 64V65H204ZM215 64V65H214ZM263 64V65H262ZM41 64H39V66L37 67V69L35 70V72L34 73H31V75H29L28 76V74L27 75H25L24 77H23V80L24 79H26L25 80V89H26V92L27 93H29V92H31V94L29 93L28 94V96H26L27 95V93L25 92V89H22L23 90V92H25V93H23L22 91H21V95H23L19 100L18 99H15L16 101L14 102V104H11L12 102H10V104H6L7 106H6V109H7V112L9 113L8 115H7V120L9 119L10 120V122L12 123H16V124H14L15 126H16V129H19V131L20 132H18V133H20L21 134V136L24 138V139H26V137L27 136H29L28 135V133L27 132H30L31 130L33 131L34 129V131H35V133L37 132L36 131V123L38 122V120H39V118L42 116V114H44L45 112L46 113H50V114H52V121H54V118L56 119L58 116H59V113H57V112H55V109L52 107V105H51V102H50V100L52 99L53 100V98L55 97V99H58V98H60L59 99V103L61 104H63L62 105V107H64L65 109H67V111L66 110H63L62 109V107H61V105L60 104H58V107H57V109H58V112L59 111H65L64 113L63 112H61L60 114H62V117L63 118H66V120L64 121V123L66 124V122H68L66 125H64L66 128H68V126H70L69 128H68V130L67 131H69L68 133L66 132V133H64V134H67V135H64L63 134V136L61 135V138L62 137H65V136H67V137H65V138H63L65 141H63L62 139H60L61 141H63L64 143H65V145L63 146V148H64V150H63V148H61L62 149V151H61V149H60V151H59V154H61V160H62V162H63V160H66L65 162H63V164L67 167L68 166V171H69V173H70V178H72L73 176H71V175H73V174H76V175H74V177L71 179V181L70 182H72L74 185H76L75 187L73 186V184L72 183H70V182H68L67 183V186H65V188H62V190H60V191H58V190H54L53 191V188H52V186H53V184H52V180L50 179L51 177L49 176V173H47L46 171V163L49 165V167H51V165L53 164L52 163V161H51V158L49 157L50 155H49V153H48V151H47V149H45V150H43L42 148H41V146H38L37 144H36V141H34V143L38 146V147H40V148H36L35 146V148L33 149L32 147H30V145L32 144H30L29 142L30 141H28L29 140V137H27V139H26V142H27V144H26V147L23 149V152H24V161L28 164H26V169L27 170H29L28 171V173H29V175H33V179L35 180V181H37V182H35V181H30L29 180V182L31 183V184H33L34 185V183H35V186L37 187V186H39V187H41L42 186V184H47V185H45L46 187H44V185L39 189V187L37 188V191H35V193H37V192H39L41 189H43L41 192H39V193H37V194H35L36 195V198H35V203H37V205L39 204V201H40V203L42 204V203H44L45 202V204L47 203L48 204V207L50 208V210H48L49 208H47V209H42V213H43V217H45V218H47V223L45 222V224H47V225H50V228H53V227H57V228H54V229H51L52 231H50L48 228H46V227H49V226H47V225H45V228L46 229H48L49 230V232H51V233H62V232H59L60 231V229L62 230V228H61V226L59 225V220L61 221V219L62 218H64V216L66 215V211H65V204L64 203H62V202H64V199H65V197H67L68 199L67 200H69V201H71V204H72V202L74 203V205L72 204V208H73V210H74V212L76 213V214H81V216H82V218H92V211H91V209L92 208H90L91 206H89V199H87V198H89V197H86L87 196V192H86V188H87V184L85 185V183H87L86 181L88 180L87 179V177H88V175L90 174L91 175V173L93 172V169L95 170V172L98 170V165L97 164H99V159H95L96 160V162H95V160L93 159V158H97V157H95V155L93 156V153H92V155L91 154H89V152L91 151V152H93L94 151V143H93V141L91 140V139H88V137H87V134H84L83 132H81L80 131V129H78V127L79 126H83V124H85V125H88V124H90L89 125V131H91L90 133L91 134H94V135H97V133L99 134V120L97 119V117L95 118V116L97 115V112L93 109V111H94V113H93V111L92 110H90L89 111V108L90 109H92L91 107H89V105L87 106V104H88V102H86L87 101V96H85L86 95V92H85V90L84 91H82L81 89H74L72 86H70L69 84H68V86L65 84V83H61L60 85L62 86L61 88L62 89H64V90H62L61 88H59L60 87V85H59V87H57V89L54 91L53 89H51L50 88V86L47 88V84H50V83H47V82H49V81H45V80H47V78H44V77H46V75L45 74H43L42 73V69H43V67H42V69H41V66H40ZM98 64L96 63L95 64V66H96V69H97V74L99 75V77H101V84H103L101 87L104 89V87H105V83L104 82H106L107 83V80H104V79H106V77H104L105 75H103L102 74V70H101V66L100 65H98ZM173 67H172V66ZM235 65V66H234ZM238 65V66H237ZM107 66H109V65H107ZM143 66H145V65H143ZM167 67V69H166V67ZM177 66V65H176ZM261 66H263V67H261ZM75 67V69H73ZM172 67V68H171ZM189 67V68H188ZM253 67V68H252ZM260 67H261V69H260ZM178 68V67H177ZM198 68V69H197ZM228 68V69H227ZM252 68V69H251ZM100 69V70H99ZM162 69V70H161ZM167 71H166V70ZM174 69H176L175 67H174ZM181 69H183V70H181ZM188 69V70H187ZM191 69V70H190ZM208 69V70H207ZM211 69V70H210ZM154 70V71H155ZM198 70V71H197ZM204 70V71H203ZM101 71V72H100ZM174 71H176V73H177V75H176V73L174 74ZM165 72V73H164ZM167 72V73H166ZM197 72H199V73H197ZM205 74V76L203 77L202 75H204L203 73ZM248 72V73H249ZM254 72V73H253ZM38 73V74H37ZM100 73V74H99ZM155 73V72H154ZM169 73V74H168ZM186 73V74H185ZM195 73V74H194ZM225 73V74H224ZM227 73V74H226ZM249 73V74H250ZM255 73H256V75H255ZM30 74V73H29ZM37 74V75H36ZM166 74H167V76H166ZM172 74L174 75V76H172ZM178 74H180V76L178 75ZM34 75V76H33ZM43 75H44V77H43ZM191 75V76H190ZM228 75V76H227ZM166 76V77H165ZM178 76V77H177ZM196 76V77H195ZM198 76L200 77V78H198ZM218 76V77H217ZM225 76V77H224ZM28 78V81H27V78ZM32 77V78H31ZM189 77V78H188ZM221 77V78H220ZM257 77V78H256ZM35 78V79H34ZM116 79H118V77H115ZM115 78H114V76H113V81H114V83H116V81L117 80H115ZM169 78V79H168ZM181 78V79H180ZM45 79V80H44ZM112 78L110 77V80H111ZM130 79V80H129ZM167 79V80H166ZM174 79H176V80H174ZM178 79H179V81H178ZM193 79V80H192ZM197 79V80H196ZM202 79V80H201ZM225 79H226V81H225ZM228 79V80H227ZM230 79V80H229ZM31 80V81H30ZM36 80V81H35ZM186 80V81H185ZM234 80V81H233ZM33 81V82H32ZM35 81V82H34ZM127 81V82H126ZM134 81H136V82H134ZM143 81L146 83H144L143 84ZM195 81V82H194ZM223 81V82H222ZM258 81V82H257ZM38 82V83H37ZM131 82V83H130ZM137 82H138V84H137ZM179 82V83H178ZM217 82V83H216ZM30 83V84H29ZM34 83H35V87L34 88H32L33 86H31V85H34ZM43 83H45V84H43ZM173 85H172V84ZM175 83V84H174ZM185 83V84H184ZM197 83V84H196ZM209 83V84H208ZM229 83H230V85L232 86H228L229 85ZM133 84H135V85H133ZM140 84V85H139ZM211 84V85H210ZM258 84V85H257ZM28 85V86H27ZM64 85V86H63ZM81 85H83V84H81ZM123 85V86H122ZM145 85V86H144ZM148 85V86H147ZM189 85V86H188ZM27 86V87H26ZM40 86V87H39ZM42 86V87H41ZM44 86V87H43ZM126 86V87H125ZM132 86V87H131ZM141 86H143V87H141ZM172 86V87H171ZM180 86V87H179ZM183 86V87H182ZM29 87H31V88H29ZM72 87V88H71ZM131 87V88H130ZM192 87V88H191ZM211 87V88H210ZM227 87H228V89H227ZM234 87H236L235 89H234ZM38 88V89H37ZM48 90H47V89ZM106 89H107V92L109 93V89L107 88V87H105ZM130 88V89H129ZM172 88V89H171ZM208 88H210V89H208ZM213 88V89H212ZM27 89H29V90H27ZM38 90V92H37V90ZM42 89V90H41ZM45 89V90H44ZM49 89H51V90H49ZM71 89V90H70ZM129 89V90H128ZM147 89V90H146ZM187 89V90H186ZM237 89V90H236ZM34 90H36V91H34ZM59 90V91H58ZM67 90V91H66ZM72 90H73V92H75L74 94H73V92H72ZM75 90V91H74ZM132 90V91H131ZM148 90H149V92H148ZM185 90V91H184ZM212 90V91H211ZM236 90V91H235ZM258 90H260V91H258ZM262 90V91H261ZM33 91V92H32ZM50 92V93H48V94H46L47 92ZM56 91H57V93H58V95H56L57 93H56ZM63 91V93H60V92H62ZM77 91H78V94H77ZM82 91V92H81ZM230 91V93H228ZM37 92V94L36 95H38V96H36L35 95V93ZM67 93L66 95H65V93ZM83 92H85L84 94H83ZM99 92H101V93H103V92H106L105 90L103 91L102 89H99ZM106 92V93H107ZM127 92H128V94H127ZM132 92V93H131ZM144 92V93H143ZM173 92H174V94H173ZM217 92V93H216ZM221 92H222V94H221ZM232 92V93H231ZM234 92H237V93H234ZM52 93V94H51ZM53 93H55V94H53ZM72 93V94H71ZM121 93V94H120ZM226 93V94H225ZM40 94V95H39ZM43 94L45 95V98H44V96H43ZM53 95L52 96V98H50L51 97V95ZM136 94H140V95H136ZM148 94V95H147ZM173 94V95H172ZM214 94V95H213ZM234 94V95H233ZM25 95V96H24ZM33 96V97H31V96ZM42 95V96H41ZM48 95V96H47ZM50 95V96H49ZM57 96V98H56V96ZM64 95V96H63ZM101 95V94H100ZM126 95V96H125ZM177 95V96H176ZM195 95V96H194ZM222 95V96H221ZM229 95V96H228ZM236 95V96H235ZM36 98H35V97ZM64 98H63V97ZM73 96H74V98H73ZM75 96H76V98H75ZM83 96V97H82ZM85 96V97H84ZM96 96H98V94H96ZM135 96V97H134ZM145 96V97H144ZM147 96H149V98L147 97ZM170 96V97H169ZM187 96H188V98H187ZM205 96V97H204ZM27 97V100L25 99ZM39 97V98H38ZM47 97V98H46ZM48 97H49V99H48ZM83 99H82V98ZM229 97H231V98H229ZM262 97V96H261ZM260 97V98H261ZM22 98H24L25 100L24 101H27L26 103L25 102H23V101H21V100H23ZM34 98V99H33ZM73 98V99H72ZM78 98H80V99H82L81 101L78 99ZM97 98V97H96ZM123 98V99H122ZM128 98V99H127ZM177 98H178V100H177ZM180 98V99H179ZM194 98V99H193ZM216 98H218V99H216ZM219 98H221V99H219ZM226 98V99H225ZM29 99L31 100V101H29ZM36 99V100H35ZM45 99H47V100H45ZM55 99H54V101H55ZM62 99H64L63 101H62ZM77 99V100H76ZM142 99H143V101H142ZM187 99V100H186ZM201 99V100H200ZM215 99V100H214ZM230 99V101H228ZM239 99V98H238ZM33 100H35L36 101V103H35V101H33ZM40 100V101H39ZM51 100V101H52ZM65 100H66V103L68 104V106H67V104L65 103ZM75 100V101H74ZM79 100V101H78ZM85 100V101H84ZM97 100H99V102L101 101L102 102V99H101V97H99V99H97ZM121 100H123V101H121ZM201 102H200V101ZM203 100V101H202ZM232 100V101H231ZM262 100H264V96L262 97ZM18 101H20V102H18ZM28 101H29V103H28ZM39 101V102H38ZM50 102V103H48V102ZM70 101V102H69ZM83 101V102H82ZM149 101V102H148ZM199 101V102H198ZM235 101V102H234ZM31 102H33L34 103V105L33 104H30ZM45 102V103H44ZM64 102V103H63ZM69 102V103H68ZM81 102V103H80ZM125 102H126V104H125ZM132 102V103H131ZM153 102V103H152ZM177 102V103H176ZM192 102V103H191ZM196 102V103H195ZM229 102H231V103H233L234 104V106H235V111L236 110H240V112H239V115H237L236 114V112L234 111V112H232V114L231 113H229V114H226L227 113V107L228 106H231V103H229ZM23 103V105H21ZM43 103V104H42ZM76 103V104H75ZM79 103V104H78ZM84 103V104H83ZM103 103V102H102ZM157 105H159L157 102H155ZM182 103V104H181ZM184 103V104H183ZM16 104V105H15ZM20 104V105H19ZM38 104V105H37ZM39 104H40V107L42 108V107H44V108H46V110H48V112L47 111H43V112H41L40 111V107H39ZM44 104H45V106H44ZM51 105V106H49V105ZM83 104V105H82ZM85 104H86V107H84L85 106ZM132 104V105H131ZM141 104V105H140ZM152 104V105H151ZM193 104V105H192ZM196 104V105H195ZM199 104V105H198ZM204 104V105H203ZM226 104H227V107H224V106H226ZM232 104V105H233ZM242 104H243V106H242ZM19 105V106H18ZM25 105V106H24ZM30 105V106H29ZM49 107H48V106ZM73 105V106H72ZM76 105V106H75ZM80 105V106H79ZM82 105V106H81ZM179 105V106H178ZM181 105H182V107H181ZM183 105H186V107H184ZM191 105V108L192 109H190L189 108V106ZM203 105V106H202ZM12 106V107H11ZM24 106V107H23ZM130 106H132V107H130ZM17 107V109H15ZM69 107V108H68ZM71 107L72 108H76L77 110H78V112L77 111H75L76 109L74 108V109H71ZM80 107V108H79ZM89 107V108H88ZM174 107H176V108H174ZM179 107H181V108H183V109H181V108H179ZM221 107H222V109H221ZM236 107H238L237 109H236ZM240 107H241V109H240ZM244 107H245V109H244ZM12 108V109H11ZM18 108L20 109L19 111H18ZM25 108H28V109H25ZM31 108V109H30ZM83 108V109H82ZM86 108V109H85ZM131 110H130V109ZM179 108V109H178ZM203 108V109H202ZM224 108H226V110L224 111ZM15 109V110H14ZM32 109H34V110H32ZM36 109V110H35ZM52 109L54 110V112H52ZM122 109V110H121ZM174 111H173V110ZM181 109V110H180ZM200 110V112H199V110ZM223 110V111H221V112H219V111H217V110ZM16 110H17V113H16ZM43 110H45V109H43ZM71 110V111H70ZM79 110H80V113H79ZM82 110H83V113H82ZM122 112H124V110H126L124 113H122ZM128 110V111H127ZM137 112H136V111ZM154 110V111H153ZM158 110V111H157ZM175 110H176V112H175ZM207 110V111H206ZM229 110V109H228ZM22 111H23V113H22ZM32 111H34V112H32ZM37 111V112H36ZM69 111V112H68ZM75 111V112H74ZM132 111V112H131ZM141 111V112H140ZM206 111V112H205ZM243 111V112H242ZM66 112H67V115H66ZM77 112V113H76ZM85 112V113H84ZM91 112V113H90ZM154 112L156 113V114H154ZM238 112V111H237ZM242 112V113H241ZM19 113H21L19 116H17ZM31 113H34V115L32 114L31 115ZM54 113H55V115H54ZM70 113L72 114L71 115V117H73V118H71V117H69L70 116ZM86 113L88 114V115H86ZM169 113V114H168ZM174 113V114H173ZM200 113V114H199ZM215 113H216V116L219 118V120H218V118L217 117H214L215 116ZM223 113H225L224 115H223V117L224 118H222V114ZM14 114V115H13ZM24 114H30L29 116L31 117H28V115H24ZM78 114V115H77ZM81 114H84V115H81ZM90 114V115H89ZM92 114V115H91ZM95 114V115H94ZM126 114V115H125ZM179 114V115H178ZM219 114V115H218ZM221 114V115H220ZM234 114L235 115H237V116H234ZM25 116L23 119L21 118V117H23V116ZM80 115V116H79ZM86 115V116H85ZM150 115V116H149ZM157 115H159V116H157ZM176 115V116H175ZM201 115H203L202 117H199V116H201ZM225 115H226V117H225ZM229 115V116H228ZM231 115V116H230ZM2 116V115H1ZM0 116V118H2ZM14 116H16V117H13ZM21 116V117H20ZM53 116H55V117H53ZM79 117V119H78V117ZM84 117L83 119H82V117ZM125 116V117H124ZM154 116V117H153ZM156 116V117H155ZM163 116V117H162ZM168 116V117H167ZM172 116V117H171ZM174 116V117H173ZM209 116H212V117H214V119L212 118V117H209ZM19 117H20V119H19ZM31 120H29L28 118ZM36 117V118H35ZM88 117V119H86ZM145 117V118H144ZM228 117H230V118H232V119H230V118H228ZM236 117H237V119H236ZM248 117V116H247ZM13 118V119H12ZM33 118V119H32ZM35 118V119H34ZM59 118V117H58ZM57 118V119H58ZM95 118V119H94ZM171 118V119H170ZM201 118V119H200ZM203 118V119H202ZM210 118V119H209ZM217 118V119H216ZM20 120V122L18 121V120ZM36 119H37V122L35 123V121H36ZM70 119H72V120H70ZM91 119V120H90ZM143 119V120H142ZM145 119V120H144ZM226 119V120H225ZM24 120V121H23ZM26 120H27V124H26ZM34 120V121H33ZM69 120V121H68ZM96 120V121H95ZM204 120V121H203ZM215 120H217V121H215ZM222 120V121H221ZM254 120V122H252ZM18 121V122H17ZM29 121H30V123L32 124V127H33V129L30 127L31 126V124L29 123ZM70 121H72V122H70ZM88 122V123H86V122ZM94 122V123H91V122ZM160 121H162V122H160ZM165 121V122H164ZM212 123V126H213V124L215 125V127H211V123ZM6 122H8V121H6ZM23 122H25V123H22ZM73 122L75 123V125H73ZM98 122V123H97ZM164 122V123H163ZM203 122H206V124L205 123H203ZM214 122H216V123H214ZM218 122L220 123V125L218 124ZM19 123V124H18ZM71 123V124H70ZM175 123V124H174ZM210 123V124H209ZM255 123V124H254ZM23 126H22V125ZM26 124V125H25ZM77 124V125H76ZM92 124V125H91ZM159 124V125H158ZM20 125H21V127H20ZM28 125V126H27ZM96 125H97V127H96ZM184 125V126H183ZM35 126V127H34ZM71 126H73V127H71ZM78 126V127H77ZM95 126V127H94ZM207 126H209V127H207ZM27 127H30V128H27ZM92 127H93V129L95 130H92ZM156 127V128H155ZM162 127V128H161ZM167 127V128H166ZM250 127H252V129L250 128ZM23 128V129H22ZM70 128H72V129H70ZM214 128H216L215 130H214ZM249 128L251 129V131L254 133V135H253V133L251 134V135H253V136H250V130H249ZM20 129H22V130H20ZM73 129H75L74 131H71V130H73ZM78 129V130H77ZM167 129V130H166ZM212 129V130H211ZM226 129V130H225ZM239 129V130H238ZM28 130H30V131H28ZM77 130V131H76ZM163 130V131H162ZM166 130V131H165ZM211 130V131H210ZM255 130V131H254ZM33 131V132H34ZM70 131L72 132L71 134H70ZM242 131V132H241ZM80 132V133H79ZM85 132V131H84ZM156 132V133H155ZM160 134H159V133ZM163 132H164V134H163ZM166 132H167V134H166ZM22 133H23V135H22ZM27 133V134H26ZM78 133V134H77ZM96 133V134H95ZM101 133H103V132H101ZM100 133V134H101ZM159 135H158V134ZM181 133V134H180ZM195 133H197L198 134V132L197 131H195V132H193V136H197V134L195 135ZM247 134V136L248 137H251V139H250V141L248 140V137L247 136H245V135H242V134ZM152 134V135H151ZM176 134V135H175ZM182 134H183V136H184V138H183V136H182ZM156 135V136H155ZM69 136V137H68ZM71 136V137H70ZM150 136V137H149ZM161 138H160V137ZM163 136V137H162ZM233 136V137H232ZM244 136L246 137V139L244 138ZM256 136V135H255ZM75 137H76V139H75ZM79 137H81V138H79ZM83 137V138H82ZM157 137V138H156ZM174 137V138H173ZM178 137V138H177ZM181 137V138H180ZM38 138V137H37ZM159 138V139H158ZM71 139H72V141H71ZM80 139H82V141L84 140V142H85V144L86 145H83L84 144V142H83V144L82 143H80L81 142V140ZM88 139V141H86V140ZM157 139V140H156ZM179 139V140H178ZM195 139V138H194ZM236 139V140H235ZM174 140V141H173ZM178 140V141H177ZM184 140V141H185ZM245 142H244V141ZM246 140L249 142V143H247L246 142ZM76 141V142H75ZM173 141V142H172ZM72 142V143H71ZM172 142V143H171ZM251 142V143H250ZM29 143V144H28ZM78 143V144H77ZM150 143V144H149ZM156 143V144H155ZM237 143H238V145H237ZM240 143H241V145H240ZM253 143V144H252ZM82 144V148L84 149V148H86L87 147V145L90 147H87L88 148V150L87 149H81V147H79L80 145ZM93 144V145H92ZM171 144L173 145V146H171ZM249 144V145H248ZM152 145V146H151ZM157 145H159V146H157ZM193 144L192 143H190V145H188L187 146V148H182V156L185 158V159H183V162H185L186 164H189V166H191L190 164H192V168H194V164H195V162L197 163V167H198V171H199V173H200V175L201 176H203V177H201V179H204L203 180V187H204V189H205V187H206V189L204 190V191H207V192H209V191H211V187H212V184L214 183V184H216V182H218L219 180H221L222 178H220V179H218V177H215L214 175H213V173L215 174L216 173V169L215 168H217V162H215V164H214V162H213V160H215L214 158H213V152H211V153H206L205 151H200L201 152V154H203V155H201L200 154V158H198L199 156H196V160H195V158H192V154L195 156V154H194V150L192 149L193 148V146H192ZM235 145V146H234ZM243 145L245 146V149L246 148H249V149H251L250 151H249V149H247V151H249L248 153V155H247V151L244 149V148H241V147H243ZM66 146H68V147H66ZM71 146H73V147H71ZM76 146H77V148H76ZM149 146H151V148L149 147ZM158 147V148H157ZM189 147V148H188ZM67 148V149H66ZM70 148V149H69ZM93 148V149H92ZM175 148V149H174ZM191 148V149H190ZM203 148H205V147H203ZM28 151V153L30 152L31 154H33L36 158H34V156L33 155H31L30 153L28 154L27 153V155H28V157H26V150ZM31 149L33 150V151H31ZM39 149V150H38ZM40 149H42V150H40ZM78 149H79V151H80V153H79V151H78ZM151 149V150H150ZM168 149V148H167ZM190 149V150H189ZM213 149V148H212ZM211 149V150H212ZM30 150V151H29ZM36 150V151H35ZM38 150V151H37ZM86 150H87V152H88V154L87 155H85V157L87 158H85L84 157V154H85V152H86ZM149 150V151H148ZM187 150V151H186ZM191 150L193 151V152H191ZM43 151V152H42ZM44 151L46 152V153H44ZM68 151V152H67ZM76 151V152H75ZM82 151H84V154L82 153ZM152 151V152H151ZM65 152V153H64ZM79 154H78V153ZM148 152V153H147ZM150 152V153H149ZM176 152V153H175ZM203 152V153H202ZM215 152V151H214ZM39 153H40V155H41V157L38 159V157L40 156L39 155ZM135 153V154H134ZM152 153V154H151ZM157 153V154H156ZM78 154V155H77ZM138 154V155H137ZM149 154H151L150 156L152 157V159H153V161H155V167H157V168H155V167H150L149 165H148V160H149V158H147V156ZM154 154V155H153ZM190 156H189V155ZM211 154V155H210ZM45 155V156H44ZM65 155V156H64ZM89 155V157H87ZM161 155V156H160ZM187 155V156H186ZM79 156V157H78ZM82 156V157H81ZM91 156H93L92 158H90ZM143 156V157H142ZM157 156V157H156ZM204 156V157H203ZM212 156V157H211ZM26 157V158H25ZM33 157V158H32ZM43 157V158H42ZM71 157V158H70ZM79 159H78V158ZM83 157H84V159L86 160V164H85V161L84 162H82V160L81 159H83ZM154 157V158H153ZM188 157H190V158H188ZM211 157V158H210ZM28 158H30V159H28ZM64 158V159H63ZM68 158H70L71 160H72V158H73V160L72 161H70ZM74 158H76V159H74ZM134 158V159H133ZM197 158L199 159V160H197ZM207 158V159H206ZM210 158V159H209ZM33 159V160H32ZM36 159H38V160H36ZM89 159H90V161L91 162H93L92 164L90 163V166H92V167H89V164H88V170L87 171H84L83 170V167L84 166H87V162L89 161ZM132 160V162L131 161H128V160ZM158 159V160H157ZM189 159V160H188ZM253 159V160H252ZM35 160V161H34ZM76 160V161H75ZM78 160V161H77ZM138 160V161H137ZM185 160V161H184ZM203 160V161H202ZM206 160V161H205ZM46 161V162H45ZM49 161H51V162H49ZM68 161H69V163H68ZM75 161V162H74ZM80 161V162H79ZM89 161V162H90ZM101 161V160H100ZM133 161H135L136 163H133ZM140 161V162H139ZM187 161H189L188 163H187ZM193 161V162H192ZM208 161V162H207ZM44 162V163H43ZM74 162V163H73ZM82 162V163H81ZM94 162H95V164L97 165H95L94 164ZM111 162L110 161V157L108 156V155H105L104 156V164L105 165H107V164H109V163ZM128 162H130L131 164H128ZM137 162H138V164H139V166H138V164H137ZM143 162V163H142ZM163 162V163H162ZM200 162V163H199ZM205 162V163H204ZM38 163H39V165H38ZM52 163V164H51ZM65 163H67V164H65ZM207 163V164H206ZM212 163V164H211ZM70 164H72L71 166H69ZM74 164H76V165H74ZM78 164L80 165V166H78ZM85 164V165H84ZM132 164H134V165H132ZM170 164V165H169ZM30 165H33V167H36V169H40L41 171H42V169H43V171L41 172H39L38 173V171H39V169L36 171V169L34 168L33 170H32V168H31V166ZM35 165H37V166H39V167H37V166H35ZM41 165H43L42 167H41ZM73 165H74V167H73ZM122 165V166H121ZM166 165H168L167 167H168V169H164L162 172L161 171H159V168L161 167V166H166ZM194 165V166H193ZM94 166V167H93ZM126 168H125V167ZM128 166V167H127ZM137 166V167H136ZM149 166V167H148ZM159 166V167H158ZM206 166V167H205ZM209 166V167H208ZM216 166V167H215ZM4 167H6V166H4ZM18 167H19V171H17V172H15L16 170H18ZM20 167H21V165H14V167H12V169H11V175H12V178L14 177V180L16 181V182H24V177H23V169H22V167H21V169H20ZM28 167H30V168H28ZM41 167V168H40ZM44 167H46V168H44ZM55 167L56 166H53L52 165V167H51V169H53L52 171L55 173V175H56V177H59V178H61L60 176L61 175H58V173H57V169H55ZM73 167V168H72ZM98 167V168H97ZM118 167V168H117ZM134 167H135V169H134ZM139 167V168H138ZM213 167H215V168H213ZM7 168V167H6ZM6 168H4V169H6ZM89 168H91L92 170L90 171V169ZM132 168V169H131ZM148 168V169H147ZM206 168V169H205ZM69 169H71V171L73 172H71ZM97 169V170H96ZM126 169V170H125ZM136 169H138V170H136ZM141 169V171H139ZM152 169V170H151ZM8 170V169H7ZM15 170V171H14ZM20 170L22 171V172H20ZM30 170H32L31 171V173H30ZM34 170H35V172H34ZM46 170V171H45ZM55 170V171H54ZM82 170V171H81ZM134 170V173L132 172ZM157 170V171H156ZM115 171V170H114ZM123 171V172H122ZM126 171V172H125ZM153 171H154V173H153ZM160 173H159V172ZM172 171V172H171ZM207 171V172H206ZM215 171V172H214ZM14 172V173H13ZM19 172V173H18ZM34 172V173H33ZM84 172V173H83ZM91 172V173H90ZM142 172H144V174L142 173ZM150 172V173H149ZM159 173V175L157 174V173ZM209 172V173H208ZM22 173V174H21ZM35 173H38V174H35ZM44 173V174H43ZM72 173V174H71ZM78 173V174H77ZM84 175V176H82V174ZM86 173H88V175L86 174ZM229 173V172H228ZM228 173H225V175H224V173H222L221 175H224L223 176V179L222 180H227V175H229ZM18 174V175H17ZM21 174V175H20ZM40 174V175H39ZM157 174V175H156ZM173 174V175H172ZM203 174V175H202ZM15 175V176H14ZM36 175V176H35ZM58 175V176H57ZM81 177H80V176ZM86 175V176H85ZM89 175V176H90ZM135 175V176H134ZM142 175V176H141ZM146 175V176H145ZM150 175V176H149ZM161 175H162V177H161ZM213 175V176H212ZM18 176H20V178H18ZM38 176H39V178H38ZM43 177V178H45V179H43V178H41V177ZM113 176V179L115 178L116 179V176L115 175H112ZM115 176V177H114ZM126 176V177H125ZM83 177V178H82ZM123 177V178H122ZM146 177V178H145ZM36 178V179H35ZM78 178V179H77ZM82 178V179H81ZM84 178L86 179V180H84ZM108 178H110V177H108ZM139 178H140V180H139ZM148 178V179H147ZM177 178V179H176ZM215 180H214V179ZM18 179V180H17ZM77 179V180H76ZM115 179H114V184L116 185V184H118L119 185V183L118 182H116L117 181V179H116V181H115ZM127 181H126V180ZM151 179V180H150ZM161 179H162V181L164 180V182H162L161 181ZM216 179H217V181H216ZM39 180H41V181H39ZM46 180V181H45ZM49 180V181H48ZM79 180H81V181H79ZM106 180H107V178H106ZM136 180V181H135ZM159 181V183L161 184H159L158 183V181ZM42 181H44L43 183H42ZM51 181V182H50ZM83 181V182H82ZM85 181V182H84ZM144 181V182H143ZM151 181H152V183H151ZM156 181V182H155ZM39 182V183H38ZM75 182L76 183H78V184H80V183H82V184H80V185H78V184H75ZM127 182V183H126ZM147 182V183H146ZM149 182V183H148ZM166 182V183H165ZM213 182V183H212ZM38 183V184H37ZM41 183V184H40ZM122 183V184H121ZM178 183V184H177ZM205 183V184H204ZM52 184V185H51ZM68 184H69V188H71L70 189V191L68 190L69 188H68ZM125 184V185H124ZM128 184V185H127ZM138 184V185H137ZM146 184V185H145ZM172 184V185H171ZM176 184V185H175ZM41 185V186H40ZM51 185V186H50ZM72 185V187H70ZM79 187H78V186ZM124 185V186H123ZM205 185V186H204ZM50 186V187H49ZM84 186V187H83ZM208 186V187H207ZM211 186V187H210ZM77 187H78V190H76L77 189ZM82 189H81V188ZM139 187V188H138ZM45 188V189H44ZM48 188V189H47ZM80 188V189H79ZM85 190H84V189ZM117 188V187H116ZM128 188V189H127ZM138 188V189H137ZM64 189V190H63ZM65 189L67 190L66 192H64L65 191ZM73 189V190H72ZM74 189H75V191H74ZM46 190V192H43V191H45ZM71 190H72V193H70L71 192ZM81 190L86 194V196H85V194L83 193V195H82V192H81ZM117 190V189H116ZM49 191V192H48ZM50 191H53V192H50ZM62 191V192H61ZM69 191V192H68ZM77 191V192H76ZM44 193V195H43V193ZM54 192H56V194L54 193ZM61 192V193H60ZM76 192V193H75ZM207 192H204V193H206V194H209V193H207ZM54 193V194H53ZM63 193V194H62ZM65 193H66V195H65ZM67 193H68V196H67ZM70 193V194H69ZM74 193V194H73ZM139 193V194H138ZM52 196H51V195ZM59 195V197H57L56 198V195ZM167 194V193H166ZM43 195V196H42ZM48 195H49V197H50V200L48 199L49 197H48ZM55 195V196H54ZM57 195V196H58ZM61 195V196H60ZM63 195H65V196H63ZM73 196V201L72 200H70L72 197L71 196ZM79 195V196H78ZM81 195V196H80ZM128 195V196H127ZM54 196V197H53ZM138 196V197H137ZM167 196V197H166ZM209 196V195H208ZM42 197H44V198H42ZM46 197V198H45ZM55 198L56 200H57V202L53 199V198ZM62 197V198H61ZM64 197V198H63ZM80 197V198H79ZM171 197V198H170ZM18 198V197H17ZM16 198V200H18ZM70 198V199H69ZM76 198H77V200H76ZM79 198V199H78ZM86 198V199H85ZM166 198V199H165ZM178 198V199H177ZM181 198V199H180ZM205 198V197H204ZM58 199H61V201L60 200H58ZM143 199H144V201H143ZM44 202H43V201ZM49 200V202H46V201H48ZM81 200V201H80ZM83 200V201H82ZM142 200V201H141ZM52 201H53V203H52ZM77 201H78V203H77ZM183 201V202H182ZM61 202V203H60ZM129 202V203H128ZM159 202V203H158ZM162 204H161V203ZM58 203H60V204H58ZM79 203H80V205H79ZM87 205H86V204ZM187 203H188V201H187ZM50 204V205H49ZM51 204H53V205H51ZM55 204V205H54ZM76 204V205H75ZM139 204V205H138ZM21 205L23 206L24 204L23 203H21ZM161 205H162V207H161ZM180 205V206H179ZM183 205V206H182ZM55 206H57V207H55ZM77 206V207H76ZM131 206H133V207H131ZM165 206V207H164ZM166 206H167V208H166ZM179 206V207H178ZM62 207H64V209L62 208ZM75 207V208H74ZM164 207V208H163ZM176 207V208H175ZM62 208V209H61ZM111 207L109 206V208H107V209H110ZM135 208V209H134ZM146 208V209H145ZM159 208V209H158ZM59 209H60V211H59ZM112 209V208H111ZM141 209V210H140ZM176 209V210H175ZM182 209V210H181ZM52 210V212H49V211H51ZM53 210H56L55 212L53 211ZM57 210H58V213H57ZM135 210H137V211H135ZM46 211V212H45ZM78 211V212H77ZM135 211V212H134ZM157 211V212H156ZM159 211V212H158ZM182 211V212H181ZM198 211H199V214H203L202 212H204V214H206V215H210V212L209 211H207L206 210V212H208V213H205V211H201V209H199L198 208ZM47 213V212H49V214L47 213V214H45V213ZM60 212V213H59ZM61 212H64L63 214H61ZM121 212H122V214H121ZM187 212V213H186ZM51 213H54L53 215L51 214ZM154 213H155V215H154ZM160 213V214H159ZM167 213H168V215H167ZM182 213V214H181ZM1 214H3V211H2V207L0 206V215ZM51 214V215H50ZM128 214V215H127ZM156 214H158V215H156ZM185 214V215H184ZM49 215V216H48ZM61 215V219H58V217ZM125 215V216H124ZM124 216V217H123ZM128 217V219H127V217ZM148 216V217H147ZM181 216V217H180ZM48 217H50V219L48 218ZM53 217V218H52ZM135 217V218H134ZM110 218H112V217H110ZM126 218V219H125ZM133 218V219H132ZM143 218V219H142ZM150 218V219H149ZM158 218V219H157ZM160 218V219H159ZM177 218V219H176ZM183 218V219H182ZM52 219H54V220H52ZM140 221H139V220ZM189 219V220H188ZM52 220V221H51ZM56 220V221H55ZM135 222H134V221ZM142 220V221H141ZM156 222H155V221ZM187 220H188V222H187ZM49 221H51L50 223H49ZM128 223H127V222ZM138 221V222H137ZM169 221V222H168ZM178 221V222H177ZM54 222V223H53ZM132 222L135 224V226L136 227H133L132 226ZM158 222V223H157ZM190 222V223H189ZM131 223V224H130ZM143 223V224H142ZM148 223V224H147ZM153 223V224H152ZM160 223H162L161 225H160ZM176 223V224H175ZM180 223V224H179ZM55 224V225H54ZM113 224V223H112ZM122 224V225H121ZM59 225V226H58ZM115 225H116V227H117V229H114V227H115ZM126 225V226H125ZM188 225H190V226H188ZM194 225V226H193ZM138 226V227H137ZM119 227V228H118ZM167 227V228H166ZM195 227V228H194ZM124 228V229H123ZM142 228H145V230H146V234H147V231L151 234V238H150V240H151V245H152V250L150 251V253H148V250L146 249V247L142 244V240H141V234H139V238H140V240H138L137 241V239L135 238V237H132V235H130L129 233L130 232H139L140 233V230L142 229ZM161 228V229H160ZM163 228V229H162ZM190 228H192L191 230H190ZM57 229H59V230H57ZM133 229H137L136 231L135 230H133ZM152 229V230H151ZM157 229V230H156ZM1 230V229H0ZM47 230V231H48ZM118 230H120V231H118ZM160 230V231H159ZM169 230V231H168ZM63 231V230H62ZM123 231H125V232H123ZM163 231V232H162ZM121 232L123 233V234H121ZM128 232V233H127ZM208 231H206V233H205V239H206V241H208V242H211V237H210V235L207 233ZM126 233V234H125ZM166 233V234H165ZM129 234V235H128ZM170 234V235H169ZM207 235V236H206ZM133 236H135V235H133ZM165 236V237H164ZM90 238H82L81 239V241H80V243L78 244V245H73L72 246V250H74L73 251V254H75L77 257H81V255H82V258H85V257H87V256H93V254H96L97 253V250H98V248H99V250L101 249V252L103 251L102 250V245H101V241H100V239L97 237V239H95L96 237H92V236H89ZM92 237V238H91ZM125 237V238H124ZM131 237L132 238H134V239H132V240H134V241H132L131 240ZM126 238H128V239H126ZM146 238H147V235H146ZM165 238V239H164ZM85 239V240H84ZM89 239V241H87ZM95 239V242L93 241ZM160 239H162V240H160ZM194 239V240H193ZM98 240V241H97ZM129 240V241H128ZM136 240V241H135ZM166 240V241H165ZM188 240V241H187ZM192 240V241H191ZM128 241V242H127ZM190 241V242H189ZM82 242V243H81ZM87 242V243H86ZM100 242V243H99ZM137 242V243H136ZM164 242V243H163ZM169 242V243H168ZM194 242V243H193ZM88 243L89 244H92L93 246L92 247H94L92 250H91V248L89 247L88 248ZM128 243V244H127ZM132 243V244H131ZM135 243H136V245H135ZM163 243V244H162ZM96 244V245H95ZM100 244V245H99ZM134 244V245H133ZM139 244H141V245H139ZM165 244H166V246H165ZM189 244V245H188ZM83 245V246H82ZM85 245V246H84ZM129 245V246H128ZM185 245V246H184ZM75 246V248H73ZM96 246H98L97 248H96ZM101 248H100V247ZM126 246V247H125ZM154 246V247H153ZM159 246V247H158ZM78 247V248H77ZM81 247V248H80ZM136 249H135V248ZM161 247V248H160ZM188 247V248H187ZM128 248V249H127ZM158 248V249H157ZM181 248V247H180ZM95 249V250H94ZM144 249V250H143ZM146 249V250H145ZM154 249V250H153ZM163 249V250H162ZM192 249V250H191ZM77 250V251H76ZM82 250H83V252H84V250H85V254L82 252ZM136 250V251H135ZM139 250V251H138ZM155 250H156V252H155ZM165 250V251H164ZM0 251H2V250H0ZM138 251V252H137ZM153 251V252H152ZM176 251V252H177ZM187 251V252H186ZM13 252V251H12ZM11 252V255L13 254V256H15V258L13 259V261L17 258L19 261L21 260L20 258L21 257H19L20 256V254H18V253H12ZM75 252H77V253H75ZM141 252V253H140ZM186 252V253H185ZM189 252V253H188ZM140 253V254H139ZM144 253V254H143ZM179 253H181L180 255L184 258V261L186 262V263H184V261L182 260L183 258L181 257V256H179ZM18 254V255H17ZM30 254H32V256L31 257H28ZM80 254V255H79ZM138 254V255H137ZM172 254H173V252H172ZM188 254V255H187ZM194 254V255H193ZM137 255V256H136ZM152 255V256H151ZM177 255H178V257H177ZM13 256H11V257H13ZM17 256V257H16ZM143 256V257H142ZM160 258H159V257ZM168 256V257H167ZM170 256V257H169ZM186 256H189V257H186ZM37 257V255H36V252H35V250L34 249H32V253H27V256H26V259H28V260H26V261H29V262H26L25 261V263H27V264H35L34 262H35V258ZM139 257V258H138ZM163 257V258H162ZM167 257V258H166ZM181 257V258H180ZM30 258V259H29ZM32 258V259H31ZM146 260H145V259ZM177 259V260H178ZM32 260H34V261H32ZM136 260V261H135ZM138 260V261H137ZM177 260L175 261V264H178L179 263V261H178V263H177ZM146 261H147V263H146ZM192 261V262H191ZM22 262V261H21ZM188 262V263H187ZM24 263V264H25ZM205 262H203L202 264H204ZM173 264V263H172ZM201 264V263H200ZM205 264H208V262H206Z\"/></svg>",
  "mask_w": 264,
  "mask_h": 264
}]
</instances>
